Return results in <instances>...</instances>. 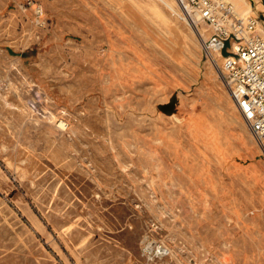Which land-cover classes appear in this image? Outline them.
<instances>
[{
  "label": "rangeland",
  "instance_id": "1",
  "mask_svg": "<svg viewBox=\"0 0 264 264\" xmlns=\"http://www.w3.org/2000/svg\"><path fill=\"white\" fill-rule=\"evenodd\" d=\"M207 37L175 0H0V264H264V152Z\"/></svg>",
  "mask_w": 264,
  "mask_h": 264
},
{
  "label": "built area",
  "instance_id": "2",
  "mask_svg": "<svg viewBox=\"0 0 264 264\" xmlns=\"http://www.w3.org/2000/svg\"><path fill=\"white\" fill-rule=\"evenodd\" d=\"M198 33L204 29V53L224 79L233 102L264 152V15L240 14L229 0H175ZM202 36V35H201ZM170 248L151 240L142 255L155 262Z\"/></svg>",
  "mask_w": 264,
  "mask_h": 264
},
{
  "label": "water",
  "instance_id": "3",
  "mask_svg": "<svg viewBox=\"0 0 264 264\" xmlns=\"http://www.w3.org/2000/svg\"><path fill=\"white\" fill-rule=\"evenodd\" d=\"M161 109L166 113V114H171L173 109H174V103H171L170 106L163 105L161 106Z\"/></svg>",
  "mask_w": 264,
  "mask_h": 264
},
{
  "label": "bare ground",
  "instance_id": "4",
  "mask_svg": "<svg viewBox=\"0 0 264 264\" xmlns=\"http://www.w3.org/2000/svg\"><path fill=\"white\" fill-rule=\"evenodd\" d=\"M229 1H231V2L235 5L237 11H238L240 14L244 15V13H243L242 11H240L239 7L236 5V3H235L233 0H229ZM180 18H181V17H180ZM194 27H195V26H194ZM195 28H196V27H195ZM200 31H201V35L206 34V32H205L204 29L201 28Z\"/></svg>",
  "mask_w": 264,
  "mask_h": 264
}]
</instances>
